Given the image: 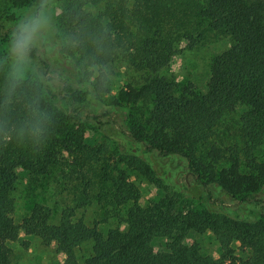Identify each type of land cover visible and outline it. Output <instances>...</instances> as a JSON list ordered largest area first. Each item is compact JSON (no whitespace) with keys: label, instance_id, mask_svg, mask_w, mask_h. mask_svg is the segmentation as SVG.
<instances>
[{"label":"trees","instance_id":"16d2710c","mask_svg":"<svg viewBox=\"0 0 264 264\" xmlns=\"http://www.w3.org/2000/svg\"><path fill=\"white\" fill-rule=\"evenodd\" d=\"M38 3L0 0V55ZM48 12V46L32 57L51 81L41 89L51 122L36 142L12 130L19 103L0 114V264H12L20 231L63 264H264V0H48ZM217 41L226 47L204 90L178 86L173 58ZM18 172L61 184L56 221L34 204L15 224ZM137 178L159 198L141 204ZM90 207L101 219L84 220ZM204 232L217 258L185 245ZM159 239L167 245L149 251Z\"/></svg>","mask_w":264,"mask_h":264},{"label":"rangeland","instance_id":"374dc122","mask_svg":"<svg viewBox=\"0 0 264 264\" xmlns=\"http://www.w3.org/2000/svg\"><path fill=\"white\" fill-rule=\"evenodd\" d=\"M59 12V10H58ZM57 12V13H58ZM54 28V22L51 31ZM50 31V32H51ZM226 47L224 41H217L205 46L197 51H181L177 54L169 66L168 72L173 77L178 86L190 85L196 90H204L208 81V64L210 59ZM122 65L113 68V76L110 77V92L115 94L124 83V70ZM87 135H90L89 133ZM93 139L97 137L90 135ZM139 186L140 203H151L159 198L155 188L149 185L145 180L133 179ZM55 183L51 177H41L37 180L30 178L24 172H18V180L15 190L16 209L13 216L15 224H20L22 217L32 208L34 204H44L51 211L52 221H56L60 208L67 202L60 191V185ZM57 186V189H55ZM84 220L91 223L94 220L101 219L100 211L94 207L83 210ZM114 220L108 221V226L114 227ZM185 245L196 244L200 251L212 258L220 255L217 242L211 233H190L184 241ZM167 245L165 240H155L149 251L157 252ZM88 248V246L86 247ZM85 250V248H84ZM13 261L12 264H63L64 257L56 251V247L43 246L36 238L25 237L23 231L19 232L18 240L12 246Z\"/></svg>","mask_w":264,"mask_h":264},{"label":"clouds","instance_id":"9594fccd","mask_svg":"<svg viewBox=\"0 0 264 264\" xmlns=\"http://www.w3.org/2000/svg\"><path fill=\"white\" fill-rule=\"evenodd\" d=\"M52 24L48 0H39L15 25L9 47L0 55V114L9 112V105L19 103L23 116L12 130L36 142L44 135L52 119V114L41 104V89L51 81L38 71L32 53L34 49L48 46L46 41ZM81 35V30H78L75 37H66V42L76 46ZM96 68L93 65V71Z\"/></svg>","mask_w":264,"mask_h":264}]
</instances>
